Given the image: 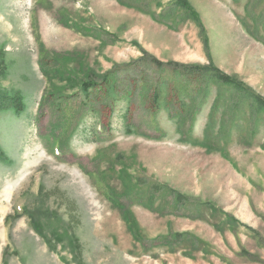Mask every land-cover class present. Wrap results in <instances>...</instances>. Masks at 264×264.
I'll return each instance as SVG.
<instances>
[{"label":"rangeland","instance_id":"obj_1","mask_svg":"<svg viewBox=\"0 0 264 264\" xmlns=\"http://www.w3.org/2000/svg\"><path fill=\"white\" fill-rule=\"evenodd\" d=\"M186 1L0 0V264H264V0Z\"/></svg>","mask_w":264,"mask_h":264},{"label":"trees","instance_id":"obj_2","mask_svg":"<svg viewBox=\"0 0 264 264\" xmlns=\"http://www.w3.org/2000/svg\"><path fill=\"white\" fill-rule=\"evenodd\" d=\"M176 3L178 5H180L181 7L185 8L192 16H196V12L193 10V8H191V5L186 1V0H176ZM174 72H177L174 71ZM180 75H182L183 77H186L184 79H186V81L188 82H196V83H207L208 81H205V77L207 76H210L212 77V79H215L217 81H222V82H225V83H231L232 86H234L236 89L238 90H241L244 92L243 87H237L233 84L234 83V80L231 79L225 75L224 73H221V72H215L213 71L212 69L210 68H207L206 71L200 76L198 75L199 73H197V71H194L192 70V72H189V74L192 76L190 77V75H186V71H180L179 73ZM213 80V82L215 81ZM89 87H93L94 84H89L88 82L87 83H84L83 85V91L84 92H88L89 91ZM245 96H247V91L245 92ZM252 98V101H254V103H257L259 105V107L261 109H263L264 107V100L261 99V98H258L256 96H251ZM165 102L166 104H164V108H168V104H167V99H165ZM115 103V101H114ZM25 102H24V98L19 95L18 93H14V94H4V93H1L0 92V113H5V112H15V113H20V111H23V109L25 108ZM182 109H185L183 106H182ZM0 157H3V152L1 151L0 149ZM33 218H32V223L34 224L37 232L39 235H41L42 237H45L44 236V226L41 225V222L38 223V220H35V216L34 215H31Z\"/></svg>","mask_w":264,"mask_h":264}]
</instances>
